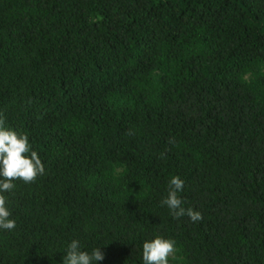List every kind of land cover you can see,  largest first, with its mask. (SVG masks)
Wrapping results in <instances>:
<instances>
[{
	"label": "trees",
	"instance_id": "trees-1",
	"mask_svg": "<svg viewBox=\"0 0 264 264\" xmlns=\"http://www.w3.org/2000/svg\"><path fill=\"white\" fill-rule=\"evenodd\" d=\"M0 117L46 172L7 194L0 264H264V0H0ZM178 175L185 208L161 201Z\"/></svg>",
	"mask_w": 264,
	"mask_h": 264
},
{
	"label": "clouds",
	"instance_id": "clouds-1",
	"mask_svg": "<svg viewBox=\"0 0 264 264\" xmlns=\"http://www.w3.org/2000/svg\"><path fill=\"white\" fill-rule=\"evenodd\" d=\"M46 172L39 153L34 150L27 133L8 127L0 117V231L15 230L16 220L12 216L7 194L15 189V181L31 183ZM185 182L178 175L168 181L167 196L161 204L166 205L174 218L187 215L192 222L202 220V213L183 206L180 195ZM174 239L156 236L146 239L142 245V264H170L175 259ZM105 259L101 247L86 250L81 242L73 239L64 251L63 264H99Z\"/></svg>",
	"mask_w": 264,
	"mask_h": 264
}]
</instances>
